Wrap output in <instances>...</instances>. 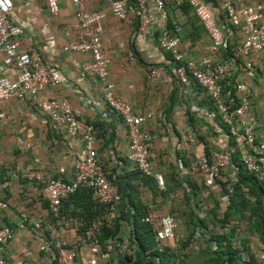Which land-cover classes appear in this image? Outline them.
<instances>
[{
    "label": "built area",
    "instance_id": "built-area-1",
    "mask_svg": "<svg viewBox=\"0 0 264 264\" xmlns=\"http://www.w3.org/2000/svg\"><path fill=\"white\" fill-rule=\"evenodd\" d=\"M14 1L0 0V123L5 118L1 105L10 99H17L30 102L48 118L53 130L81 141L82 151L74 162L72 180H46L44 169L27 171L24 177L41 186L42 198L49 203L54 218L60 216L62 200L80 187L90 191L92 200L100 208V216L90 229V234L94 236L92 242L98 250L88 253L87 263L98 264L100 254L105 263L119 264L120 257L132 253L128 246L129 232L121 229L114 237H109L101 249L95 232L101 226L114 231L121 211L132 213L133 210L98 160L95 126L80 117L67 100L39 98L46 88L61 84V75L43 61L35 47L29 46L25 50L18 48L23 31L13 19L16 7ZM66 1L75 8L74 21L65 28L74 34V39L63 45L60 51L90 55V60L80 66L79 74L99 81L106 109L116 115L126 128L129 148L127 160L144 177L153 179L159 193H165L166 181L158 170L153 135L143 127L153 115L134 114L132 108L117 97L107 83L110 60L101 42L99 21L102 15L88 8L92 0H44L51 15H56L59 4ZM101 1L116 19L122 21L132 16L142 40L155 38L158 49L169 57L173 76L186 95L193 87H197L212 105V109L208 110L193 104L189 108L190 112L199 118L218 120L225 127L231 143L228 150L178 163L180 175L194 174L200 177L206 189L199 199L200 206L211 203L210 195H213L219 202V214L222 215L232 195V187L238 182L239 167L264 185V145L257 131L254 112L255 100L260 93L257 69L260 66L264 70V1L239 6L240 0H186L208 38L205 53L198 58L185 53L182 29L170 16V11H180V4L184 0ZM44 28H48V25ZM160 73V68H151L146 75L147 81H155ZM261 96L264 98V89ZM185 137L186 140H192L193 134L188 133ZM17 142L20 146L24 145L19 139ZM228 171L231 173L228 174ZM200 210L203 212L204 209ZM198 217L202 219L204 214ZM217 230L220 231L218 225ZM196 231L197 237L204 236L210 240L207 230L199 226ZM236 231L238 241L234 244L241 249L245 259V251L240 247L241 239L244 238L242 235L246 233L244 224L240 223ZM12 238L13 230L0 224V264H10L3 255L5 244ZM154 240L158 250H163V244L171 241L174 243L173 251L177 252L178 244L184 238L178 233L174 217L164 216L160 219ZM38 242L42 249L54 251L52 264H76L75 245H67L53 238L52 233L48 237L40 236ZM255 245L263 255L262 244L258 239ZM248 247L251 251L254 249L253 244L249 243ZM258 254L256 258L261 262ZM262 261L264 264V255Z\"/></svg>",
    "mask_w": 264,
    "mask_h": 264
},
{
    "label": "crops",
    "instance_id": "crops-1",
    "mask_svg": "<svg viewBox=\"0 0 264 264\" xmlns=\"http://www.w3.org/2000/svg\"><path fill=\"white\" fill-rule=\"evenodd\" d=\"M259 1L240 0L238 5L250 6ZM14 2L13 19L23 31L18 48L25 50L29 46L35 47L43 61L61 75V84L46 88L39 98L65 99L80 117L95 126L98 160L110 178L126 190L129 187L146 207V220L154 229L158 228L162 217L172 216L177 222L180 236L185 239L193 232L196 238V242L187 247L188 252H201L207 247L213 250L214 245L217 249L216 242L196 236L197 226L193 229L198 215L204 214L207 221L210 219L207 211L211 203L205 205L207 211L205 208L203 212L197 205L205 194L201 190L202 181L194 174L180 175L178 167L179 161L187 163L195 157L210 156L228 150L231 144L225 127L218 120L199 118L190 112L193 104L212 109L202 91L193 87L186 95L173 76L167 55L158 49L155 38L142 40L132 16L121 21L110 14L101 0H92L88 8L102 15L99 21L101 42L110 60L108 85L117 97L132 108L134 114L153 115L143 127L153 135L158 170L166 181L168 193H159L154 181L153 190L136 177L134 167L127 160L126 128L116 115L106 109L99 81L79 74L80 66L90 60V55L60 51L63 45L74 39V34L65 28L74 21L75 8L67 1L62 2L59 12L51 15L44 0ZM170 16L182 29L185 53L197 58L204 55L208 38L192 14L173 10ZM46 24L48 28L45 29ZM153 67L160 68L161 73L155 81L148 82L146 75ZM257 71L260 93L255 100L254 112L257 131L264 145V98L261 96L264 70L259 66ZM1 107L5 118L0 123V224L13 230V238L5 244L4 259L10 264H52L54 251L42 249L38 242L40 236L48 237L52 233L53 238L76 246V264H88V253L98 248L92 242L93 235L86 234L84 237L79 232L83 222L74 214L79 210L78 201L65 203L60 209V216L54 218L49 203L42 198L41 186L24 177L27 171L44 169L46 180H72L74 162L82 151L81 141L53 130L48 118L30 102L10 99ZM188 133L193 134L192 140H186ZM18 139L23 146L18 144ZM194 186L196 190L192 189ZM122 229L130 231L125 222ZM209 229L205 230L210 233ZM214 232L220 233L215 227ZM173 244L166 241L163 246L173 250ZM103 246L104 243L99 249ZM98 258V264H110L105 263L100 254Z\"/></svg>",
    "mask_w": 264,
    "mask_h": 264
},
{
    "label": "trees",
    "instance_id": "trees-1",
    "mask_svg": "<svg viewBox=\"0 0 264 264\" xmlns=\"http://www.w3.org/2000/svg\"><path fill=\"white\" fill-rule=\"evenodd\" d=\"M180 10L183 13L192 14L200 25V30L205 34L203 27L199 23L197 17L191 11L186 0L180 4ZM169 58V57H168ZM136 177L142 180L144 184L151 189L153 187V179L144 177L135 167ZM119 187V191L123 196H126L132 213L121 211L117 221L116 229L114 231L108 230L105 226H101L95 232L99 240V244L103 243L109 238L114 237L122 229V223H127L130 226L128 246L132 253H125L119 258V264H186L185 256L188 252L187 247L196 242L193 232L190 233L183 241H180L177 252L170 248H163L158 250L154 240V234L157 229L146 219L148 217L146 207L137 199L136 195L132 193L129 187L127 190L122 188L118 182L108 176ZM148 179V180H147ZM192 189L196 190L195 186ZM233 192L229 197V203L226 210L221 215L219 214V202L213 195H210L211 208L206 209L209 221L206 217L200 219L196 217V222H193V229L201 227L208 229L209 224L220 227V233L211 231V241L216 242L217 249L212 250L210 247L203 249L202 252L206 256L204 264H258L254 256L249 255L248 259H243L241 249L235 246L232 240L238 238L236 229L239 224L246 222L247 232L250 236L255 235L262 244V252L264 255V185L256 181V179L247 173L242 167H239L238 182L232 187ZM206 191L202 184V189ZM168 193V191H166ZM197 195V193H196ZM79 203V210L74 214L81 219L83 223L79 227V232L84 237L90 234V229L93 223L100 216L99 206L92 200L90 191L80 187L75 193L71 194L67 199L62 200L61 207L68 202ZM203 203V202H202ZM76 204V203H75ZM199 209H204L200 206ZM73 214V216H75ZM75 216V217H76ZM212 222V223H211ZM91 237V236H90ZM249 239H241V246L243 251H249ZM190 250L192 248L190 247Z\"/></svg>",
    "mask_w": 264,
    "mask_h": 264
},
{
    "label": "rangeland",
    "instance_id": "rangeland-1",
    "mask_svg": "<svg viewBox=\"0 0 264 264\" xmlns=\"http://www.w3.org/2000/svg\"><path fill=\"white\" fill-rule=\"evenodd\" d=\"M212 223V222H211ZM244 226H245V229H246V232H247V224L246 222H243ZM214 225H211L209 224L208 228H210L209 230L210 231H214ZM216 228H217V225H216ZM242 237L244 238H248L250 241L249 243L252 245L253 244V247L254 249L251 251L250 248H249V251H245L244 252V257L245 259H247L249 257V255L251 256H254L255 259L257 260L258 262V258H256V254L259 253V249L257 250V247L255 245L256 241H257V236L255 235H249L248 233H245L242 235ZM236 241H238V239H234L232 240V242L236 243ZM179 250V248H178ZM180 251V250H179ZM187 255V257L185 258V263L186 264H204V262L206 261V256L203 254V252H195V253H192L191 251L190 252H186L185 256ZM262 253H259L258 254V257L261 259V262H258V264H263V261H262Z\"/></svg>",
    "mask_w": 264,
    "mask_h": 264
}]
</instances>
